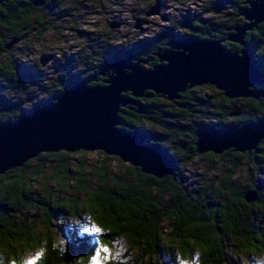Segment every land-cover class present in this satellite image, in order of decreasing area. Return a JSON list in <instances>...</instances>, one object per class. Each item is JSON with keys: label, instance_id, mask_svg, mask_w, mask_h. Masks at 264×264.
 Segmentation results:
<instances>
[{"label": "trees", "instance_id": "trees-1", "mask_svg": "<svg viewBox=\"0 0 264 264\" xmlns=\"http://www.w3.org/2000/svg\"><path fill=\"white\" fill-rule=\"evenodd\" d=\"M59 2L42 0L33 4V0H3L0 31L6 30L9 39H13L24 29L37 25L46 29L45 16L40 19L33 15L48 4ZM241 6V0H214L203 11L184 13L167 29L140 41L120 48L105 45L101 50L91 45L93 59L90 55H80L76 63L81 66L79 69L71 71L67 66L58 74H49L47 82L35 67L21 62L10 67L0 61V78L5 76L18 87L14 95L3 94L7 79H0V123H10L53 101L68 85L92 73L94 79H88L86 84H103L101 79L105 75L96 72L108 58L129 52L132 62L139 58L147 60L154 54L152 49L163 50L167 43L172 46L176 37L222 38L220 44L230 52L249 48L251 43L254 53L263 54L261 23L245 29L243 44L223 38L234 31L232 26L244 23L242 16L236 14ZM204 10L219 16L203 17ZM178 27L185 31L172 30ZM8 44L0 38V48ZM146 60V65L156 61ZM27 86L43 91V95L36 97V93L25 89ZM199 86L213 90L219 100L213 102L212 94L204 96L195 92ZM143 93L149 95L131 97L128 91L122 92L138 103L119 106L116 126L123 131H140L145 143L163 151L173 162L172 172L157 177L128 162L123 167L116 155L99 150L101 162L90 166L89 173L84 168L83 149L42 151L19 166L5 169L0 173V253L6 262L19 260L23 253L35 251L46 242L48 251L42 264H89L99 245L115 246L118 239L127 242L128 254L134 252L130 264H163V261L181 264L197 252L201 253V264H233L227 256L226 243L240 253L261 252L264 247V184H260V181L264 183V149H261L264 138L249 151L231 147L222 150L221 155L229 163L222 165L220 174L207 181L188 182L183 168L195 157L214 159L217 156L210 150H195L193 141L199 129L239 127L264 119V111L249 105V101L245 105L246 96L225 97L212 84L185 87L170 101L149 89ZM259 99L263 101L264 97ZM136 107L141 110L136 112ZM76 154L81 158H75ZM242 157L253 161L256 171L262 172L260 181L233 180L234 169ZM110 159L118 163L115 169L110 166ZM247 191H253L255 198L245 200ZM62 224L61 237L66 241V250L54 251L52 244L59 239L58 229ZM93 226L101 231L92 232Z\"/></svg>", "mask_w": 264, "mask_h": 264}, {"label": "water", "instance_id": "water-1", "mask_svg": "<svg viewBox=\"0 0 264 264\" xmlns=\"http://www.w3.org/2000/svg\"><path fill=\"white\" fill-rule=\"evenodd\" d=\"M41 2L33 0V4ZM241 2L236 14L242 16L244 23L232 26L234 31L223 37L239 44H243L245 29L264 20V0ZM157 4L150 9L157 10ZM221 39L176 37L172 47L154 52L158 62L148 68L142 65L146 59L129 62V52L108 58L96 72L105 75L101 79L103 84L87 85L88 79H94L92 73L68 85L53 101L41 104L10 123H0V173L42 151L78 149H99L116 155L157 177L171 173L173 162L163 151L145 143L140 131H123L116 126L119 106L137 104L131 97L144 94V89L171 99L185 87L199 84H212L226 97L250 95L257 98L258 93L264 96L249 87L264 82V72L252 59L253 50L242 47L230 52L220 44ZM124 91L131 97L123 95ZM260 138H264V119L239 127H203L196 132L193 143L197 152L219 153L228 147L249 151ZM244 198L252 200L255 193L247 191Z\"/></svg>", "mask_w": 264, "mask_h": 264}, {"label": "rangeland", "instance_id": "rangeland-1", "mask_svg": "<svg viewBox=\"0 0 264 264\" xmlns=\"http://www.w3.org/2000/svg\"><path fill=\"white\" fill-rule=\"evenodd\" d=\"M159 1L160 4H157V10L156 8L151 10L150 8L154 7L155 3ZM213 1L61 0L60 4H48L44 9H39L33 15V17L36 16L40 19H42L41 16H45L43 25L46 26V29H41L37 25L31 29H24L20 33L21 35L13 39H9V32L1 29V40L9 44L0 48V61L5 65H10V67L11 65L15 66L17 62L35 67L39 70L40 75L44 76L45 79L43 80L47 82L48 79L46 77L49 74H58L67 66H69V70L71 71H75L76 68L79 69L81 66L79 65V67L76 63L80 55H90V59H93L91 45H93V48L101 50L105 45L120 48L121 45L140 41L161 29H167L170 24L175 23L184 13L203 11V8L209 6ZM223 4L225 6V3ZM146 10L149 13L146 14ZM202 16L215 18L219 15L211 10H204ZM28 21L31 22L29 19ZM0 26H2V23H0ZM172 30L175 33L184 32L182 27L173 28ZM46 56L49 57L46 58ZM40 58H44V61L41 62ZM55 67L58 68L56 71H54ZM5 78V76H1L0 79L1 81H5ZM6 79L7 85L2 89V93L9 96L14 95L18 87L15 85V82H10L8 78ZM33 88L27 86L25 89L31 90V93H36V97L43 95V91ZM196 91L204 96L212 94L211 99L213 102L219 100L213 94L214 91L208 87L199 86L196 88ZM161 97L165 98V96ZM170 100L166 98V101ZM244 104L246 105L247 103ZM144 126L147 127L146 124ZM261 145L264 146V144ZM261 149L264 148L261 147ZM216 154L217 156L214 159L195 157L189 161L183 168V174L187 176V181L190 183L197 181L204 182L211 179L214 175L220 174L222 165L228 164L229 161L225 158V155H221L223 154L222 151ZM74 157L79 158L80 156L76 154ZM82 159L84 160L85 170L90 173V166L100 163L102 154L99 152V149H87ZM126 163V161H122L121 166L124 167ZM110 166L115 169L118 163L114 159H110ZM255 166L256 164L253 161L242 157L240 165L234 169L233 180L250 183L260 181L259 176L262 174L259 173L262 172H257ZM260 184L264 183L260 181ZM76 224H78L77 221ZM61 227L58 229V236L54 235V238H56L55 236L59 238L62 236L61 233L64 230L63 224ZM124 244L123 239H118L115 242V247L122 248ZM101 246L104 245H99V248ZM225 249L227 256L233 264H245L246 261L254 264L253 256L264 255V247L261 252L253 254L235 251L230 243L225 244ZM97 252L98 250L93 253L92 261H90L91 264H101L103 254L95 258V253ZM132 253L134 254V252ZM108 256H112L111 248L108 249ZM163 262L165 263V261ZM158 263L160 264V262ZM5 264H11V261L6 262L5 260Z\"/></svg>", "mask_w": 264, "mask_h": 264}, {"label": "clouds", "instance_id": "clouds-1", "mask_svg": "<svg viewBox=\"0 0 264 264\" xmlns=\"http://www.w3.org/2000/svg\"><path fill=\"white\" fill-rule=\"evenodd\" d=\"M104 247L107 249L111 248L112 256H108L107 259L103 258L102 264H130L134 259L133 254H128V244L126 241L122 248H117L109 244H104ZM52 248L54 251L64 252L66 250V241L61 237L53 242ZM47 251V243L44 242L35 251L26 252L19 260L11 261V264H42ZM200 255L201 253L197 252L191 260H182L181 264H201ZM253 260L254 264H264V255L253 256ZM0 264H5V257L2 253H0ZM245 264H252V262L246 261Z\"/></svg>", "mask_w": 264, "mask_h": 264}, {"label": "flooded vegetation", "instance_id": "flooded-vegetation-1", "mask_svg": "<svg viewBox=\"0 0 264 264\" xmlns=\"http://www.w3.org/2000/svg\"><path fill=\"white\" fill-rule=\"evenodd\" d=\"M3 1V0H2ZM24 1V0H23ZM25 1H28V0H25ZM61 1V0H60ZM60 3V2H59ZM159 3H160V1H159ZM241 16V15H240ZM260 23H261V26H264V20H261V21H258L257 23H255L256 25L257 24H259V25H257V26H260ZM255 25V26H256ZM185 31V30H184ZM235 42V41H234ZM168 44V43H167ZM166 44V45H167ZM165 45V48H168V47H172V46H170V44H168L167 46ZM248 47H249V49L250 50H253L252 51V59H253V61H254V63H256L257 65H258V67L257 68H259L260 70H262L263 72H264V53L262 54V53H254V48L252 47V44L250 43H248ZM250 47H252V48H250ZM164 48V49H165ZM262 48V50H263V52H264V45L261 47ZM239 50V49H238ZM159 51H161V49H158V50H156V48H155V50L154 49H152L151 50V52H155V53H157V52H159ZM155 53L152 55H150L149 57L150 58H148L146 61H152V60H154V59H156V61L155 62H153L151 65H146L145 64V66L144 67H150V66H152L153 64H155V63H157L158 62V58L156 57V55H155ZM156 57V58H155ZM133 57H131L130 59H132ZM136 60V59H135ZM134 60V61H135ZM130 62H132L131 60H130ZM256 65V66H257ZM200 85V84H199ZM253 85V86H252ZM252 85H250L251 87V89H255L257 92H262V93H264V82H262V83H257V84H252ZM195 86H198V85H195ZM254 90V91H255ZM263 90V91H262ZM181 93V91H179L178 93H177V96L176 97H173V98H171V99H176L178 96H179V94ZM158 94V93H157ZM160 96V95H159ZM261 96H263V95H261L260 93H258V97L257 98H253V96L251 97L250 95L249 96H246L247 98H246V100L244 101L245 103H247L248 101H249V105H253V106H256V107H259L260 109H261V111H264V102L262 101V100H260L259 98L261 97ZM226 97V96H225ZM264 97V96H263ZM227 98H229V97H227Z\"/></svg>", "mask_w": 264, "mask_h": 264}, {"label": "snow or ice", "instance_id": "snow-or-ice-1", "mask_svg": "<svg viewBox=\"0 0 264 264\" xmlns=\"http://www.w3.org/2000/svg\"><path fill=\"white\" fill-rule=\"evenodd\" d=\"M85 231H89L88 229H85ZM92 232H96L99 233L101 231V229L99 227L93 226V228L91 229ZM101 254H103V258L107 259L108 258V249L104 246H101L99 248V251L97 253H95V258H98L101 256Z\"/></svg>", "mask_w": 264, "mask_h": 264}, {"label": "bare ground", "instance_id": "bare-ground-1", "mask_svg": "<svg viewBox=\"0 0 264 264\" xmlns=\"http://www.w3.org/2000/svg\"><path fill=\"white\" fill-rule=\"evenodd\" d=\"M158 4H160V3L158 2ZM47 57H49V56H46V58H47ZM131 57H132V56H131ZM144 62H145V61H144ZM144 62H143L142 64L145 66ZM87 81H88V80H87Z\"/></svg>", "mask_w": 264, "mask_h": 264}]
</instances>
